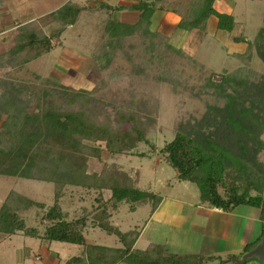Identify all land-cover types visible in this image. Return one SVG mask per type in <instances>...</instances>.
<instances>
[{"label":"rangeland","instance_id":"374dc122","mask_svg":"<svg viewBox=\"0 0 264 264\" xmlns=\"http://www.w3.org/2000/svg\"><path fill=\"white\" fill-rule=\"evenodd\" d=\"M67 1L2 0L0 31L31 22L36 30L49 35L59 23L45 15ZM71 1L87 8L103 0ZM190 2L160 0L155 6L161 10H176V15L181 17ZM217 3V12L232 16L231 30L218 28L216 15L209 16L203 31L182 30L174 25L170 13H161L168 14L165 20L160 19L163 23L159 18L150 23L152 31L165 34L169 43L182 51L179 54L167 50L161 64L142 50L137 36L109 50L108 55L101 52L107 40L104 28L107 19H137V14L132 18L123 17L120 11L110 13L106 8L82 11L73 24H67L58 37L51 38L49 51L36 43L21 55L0 58V105L3 99H8L14 109L33 112L52 103L61 109L83 107L95 115V108L90 110V106H95L98 98L100 106H106L99 112L98 118L103 120L106 114H113L115 97L131 99L136 114L152 123L145 133L147 142L136 144L131 153L122 156L109 157L106 151L100 152L99 159L88 156L86 171L100 172L104 165L116 163L131 175L136 187L159 199L157 208L151 200L134 210L122 202L107 222L117 232L110 234L95 224L97 222L88 223L84 228L85 248L44 241L20 231L12 235L0 232V264H79L77 256H84V264H110L112 259H119V252L109 248L122 247L117 233L132 230L139 234L134 249L142 250L154 242L164 244L169 253L196 254L197 264H242L233 259L242 258L247 249L255 247L264 237L259 240L262 235L260 208L240 204L228 212L214 210L202 200L195 183L177 178L176 170L167 164L161 152L175 131L181 130L207 146H220L234 154L244 145L243 154L254 157L252 168L264 169V148L258 149L261 144L258 142H264V126H261L264 121V57L253 45L249 57L242 59L239 54L246 51L248 43L236 39L254 40L264 26V0H230L228 3L219 0ZM4 45L0 44V51L8 49L9 45ZM239 78H245L250 87L233 82ZM223 80L222 87L213 84ZM72 97L75 99L71 100ZM258 100L261 108H257ZM120 103L123 102L120 100ZM243 106L251 111L248 119L240 113ZM2 110L0 130L6 112L11 111ZM84 144L92 143L86 140ZM100 145L103 147V142ZM44 148L53 149V153L64 150L51 139L38 146L39 150ZM5 164V161L0 162V166ZM10 191L25 194L39 204L18 214L27 226L43 234L46 222L41 221L42 205L46 206L45 210L52 206L53 183L0 174V205ZM91 191L73 186L64 188L59 204L69 218L79 215L83 206L90 207L94 195ZM103 192L107 198L109 192ZM72 257L75 259L69 263ZM118 259L115 264H127ZM243 264H264V261L251 257Z\"/></svg>","mask_w":264,"mask_h":264},{"label":"trees","instance_id":"16d2710c","mask_svg":"<svg viewBox=\"0 0 264 264\" xmlns=\"http://www.w3.org/2000/svg\"><path fill=\"white\" fill-rule=\"evenodd\" d=\"M135 1L129 6L130 10L138 12V18L134 23H124L114 17L107 19L104 27L107 40L101 52L108 55L109 50H114L116 46L121 47L123 42L137 36L142 50L148 52L151 58L156 57L159 64L166 59L167 50L182 53L180 48H175L169 43L165 34L150 29L151 16L157 8L155 2L160 0ZM213 2L214 0H191L177 26L186 31L193 29L203 31L209 16L216 15L218 28L231 30L232 16L217 12L212 6ZM1 5L2 0H0ZM85 7L69 0L56 10L47 13L45 16L59 23L49 35L36 30L31 22L16 24L10 31L9 47L0 54V58L21 55L36 43L43 45L45 50L49 51L52 48L51 38L58 37L61 30L67 24H73L85 9L106 8L113 13L124 8L122 5L111 6L103 1H96L93 5ZM173 11L178 13L176 10ZM236 39L248 43L246 51L239 54L242 59L249 57L253 45L259 49L260 54H258L264 57V26L259 29L253 41L246 37H236ZM127 46L132 48L130 43ZM223 82L224 80L213 84L222 87ZM233 82L248 85L245 78ZM74 97L71 100L75 99ZM90 99L87 97V100ZM120 100L123 103H120ZM7 101L8 99H3L0 105V115L3 108L11 110L6 112V119L1 124L0 162L5 161L6 164L0 166V174L52 182L54 202L46 210V206L42 205L44 212L41 221L46 223L43 234L39 235L37 228L27 226L18 214L39 204L25 194L10 191L0 205V232L12 235L20 231L26 236L41 237L44 241L84 247L86 245L84 228L88 223L97 222L95 224L110 234L117 232L115 227L108 225L107 222L122 202L128 203L130 209L134 210L137 206L154 200L153 205L156 207L158 197L136 187L131 175L116 163L104 165L100 172L86 171L88 156L99 159L101 151H106L109 157L122 156L131 153L136 144L147 142L145 133L152 123L147 122L146 117L136 114L131 99L115 97L112 101L115 108L113 114L110 116L106 114L103 120L98 118L99 112L106 106L101 107L98 98L95 106H90V110L95 108L96 117L83 107L61 109L50 103L48 107H39L29 112L25 109H14L11 101ZM257 105V108H261L262 103L258 100ZM240 113H243L244 119H248V113L251 111L248 107H244L241 108ZM261 126H264V121ZM49 139L61 144L64 150L57 153H53L51 148L39 150L38 146ZM86 140L92 144H84ZM101 142L103 147L100 145ZM204 143L187 132L176 130L173 138L163 146L161 152L165 155L167 164L176 170L177 178L195 183L201 192L202 200L210 207L224 212L240 204L260 208L262 221L260 240L264 236V169L252 168L254 157L249 159L248 154H243L246 150L244 145L237 154H234L220 146H212V144L207 146ZM258 143H261L258 145L259 148L257 145L254 146L258 149L264 148V142ZM68 186L92 190L91 195L94 194L90 207L83 206L80 214L71 218L59 204L60 198L64 195V188ZM103 191L109 192L107 198H104ZM117 234L122 247L109 248L113 252L115 250L119 252L117 253L119 259H112L110 264H115L117 259L127 264H197L196 254L169 253L161 243L151 242L142 250L134 249V243L139 235L136 230ZM74 259L70 258L69 263ZM77 259L79 264L85 263L84 256H77Z\"/></svg>","mask_w":264,"mask_h":264},{"label":"crops","instance_id":"0c3cea01","mask_svg":"<svg viewBox=\"0 0 264 264\" xmlns=\"http://www.w3.org/2000/svg\"><path fill=\"white\" fill-rule=\"evenodd\" d=\"M104 2H106L108 5H111V6H114V5H122V6H124V8L123 9H121V10H119L120 11V16L122 15L123 17H125V16H127V17H133L135 14H137V18H138V12L137 11H135V10H130L129 9V6L132 4V3H134V2H136L135 0H114L115 2H111L110 0H103ZM219 0H216L215 1V3H214V7H215V9H216V6H218V2ZM226 1V3H228V2H230V0H225ZM232 4V3H231ZM218 9V8H217ZM218 11H226V10H220V9H218ZM229 12V11H228ZM161 13H170L171 15H172V21L174 22V25H176L177 23H178V21L180 20V17L178 16V15H176V12L175 11H167V10H161V9H155L154 10V12H153V14H152V16H151V22L153 23L154 21H155V18H159V20L162 18V21L163 20H165L166 19V16L168 15V14H166V15H164V14H161ZM161 15V16H160ZM177 16V17H176ZM121 19V18H120ZM124 20V19H123ZM137 20V19H136ZM122 21V20H121ZM161 21V20H160ZM161 21V22H162ZM122 22H132V23H134L135 21H128V20H124V21H122ZM155 23V22H154ZM163 23V22H162ZM161 23V24H162ZM12 27V26H11ZM11 27L10 28H7V29H5V30H2V31H0V44H2V43H5V45L4 46H8L9 44H10V40H9V36H6L7 34L8 35H10V31H11ZM183 30V29H182ZM2 37V38H1ZM3 46V47H4ZM5 48V47H4ZM6 50H4V51H0V53L2 52H5ZM157 208V207H156ZM156 208L153 210V212L156 210ZM214 210H216V211H219L220 209H218V208H214V207H212ZM214 210H212V211H214ZM220 211H222V210H220ZM136 242V241H135ZM151 243V242H150ZM147 247V246H146Z\"/></svg>","mask_w":264,"mask_h":264},{"label":"water","instance_id":"95a60500","mask_svg":"<svg viewBox=\"0 0 264 264\" xmlns=\"http://www.w3.org/2000/svg\"><path fill=\"white\" fill-rule=\"evenodd\" d=\"M257 257L264 261V237L260 242L251 250L247 251L242 258L233 259V261L238 263H245L248 258Z\"/></svg>","mask_w":264,"mask_h":264}]
</instances>
